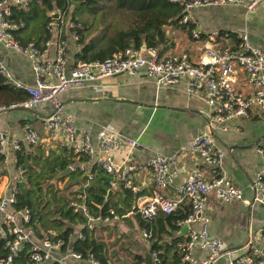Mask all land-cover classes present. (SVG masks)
<instances>
[{
    "label": "built area",
    "instance_id": "2783aa9c",
    "mask_svg": "<svg viewBox=\"0 0 264 264\" xmlns=\"http://www.w3.org/2000/svg\"><path fill=\"white\" fill-rule=\"evenodd\" d=\"M166 1L182 5L179 25L188 23L192 26L189 35L197 54L195 59L185 52H171V43L167 42L161 48H126L99 62L71 64L66 57L68 44L63 31L68 30L73 42L77 37L71 31L73 24L66 19L65 12L54 10L50 13V16L56 13L57 19H51L46 25L47 40L38 45L30 42L21 46L12 32L22 26L8 19L12 8H23L28 0H0V47L24 58L32 75V83L22 85L13 79L7 66L0 60V76L27 95L25 101L0 106V113L16 109L34 110L47 105L49 112L39 121L49 140L70 151L76 161L84 158L87 163H93L111 178L108 186L114 185L113 177H116L126 189L132 190L126 176L117 174L112 153L123 148L135 149L137 140L109 132L93 143L88 131L76 129L73 116L63 110L59 98L69 89L88 85L94 84L104 89V80L122 75H144L157 88L184 82L186 95H202L207 110L204 128L192 139L187 150L198 156L213 174L209 179H204L201 170L193 168L170 196L166 193L167 188L172 186L179 172L177 155L155 154L146 162L153 184L151 196L131 211L134 210L142 221L151 222L159 213L167 216L184 206L188 207V214L175 222L176 227L187 228L185 240L175 246L182 264H218L219 261L225 264H264L263 233L256 236L249 234L242 246L227 250L218 239L209 235L207 215V202L211 196L225 205L241 199V191L222 172L224 153L215 146L214 140L217 133L238 131L240 121L254 114L264 122V50L249 44L246 32L238 33L236 40L231 42L230 32L214 30L204 33L191 18V14L197 10L228 6L250 13L263 0ZM237 73L243 75L247 91L236 86ZM39 143L37 130L26 123L21 126L18 139H9L0 131V182L9 158L15 157L23 149L35 148ZM254 151L261 159L262 166L249 185L250 206L264 208V145L256 146ZM68 168L73 170L71 166ZM78 168L83 170V165ZM21 171L17 168L18 178L11 177L0 189V246L4 251L0 264H99L90 254L83 257L73 252V243L84 239L80 231L75 233L74 239L70 234L66 243L49 231L40 230L37 236V223L29 208L16 209ZM67 200L71 213L84 218L83 228L88 234L94 232L97 226L117 219L112 211H108L106 217L90 216L83 194L72 195ZM141 237L148 241L150 233L142 229ZM195 252L205 253L204 258L197 260ZM20 254L22 259L25 258L24 263L19 259ZM158 255L159 251L150 252L152 264H159Z\"/></svg>",
    "mask_w": 264,
    "mask_h": 264
},
{
    "label": "crops",
    "instance_id": "0c3cea01",
    "mask_svg": "<svg viewBox=\"0 0 264 264\" xmlns=\"http://www.w3.org/2000/svg\"><path fill=\"white\" fill-rule=\"evenodd\" d=\"M191 18L204 33L214 30L230 32L231 42L238 33L246 32L249 44L264 50V0L250 13L238 7L228 6L197 10L191 14ZM99 30L100 28L97 30L94 28L95 33ZM63 35L68 44L66 49L68 62L75 64L73 58L79 47L75 44L76 41L71 40L68 30H64ZM169 38L171 52H185L191 59L196 58L194 45L183 32L170 31ZM0 60L7 66L15 81L26 86L32 83V75L24 58L0 47ZM103 83L106 86L104 89H99L93 84L85 88L69 89L59 98L63 110L73 116L76 129L88 131L93 143L109 132H117L125 138L135 139L138 142V146L133 150L123 148L112 153L118 170L117 174H124L132 186V190L126 189L116 177H113V186L107 184L105 195L107 198L106 200L104 198V201L109 202L111 207L109 211L112 212L115 205L121 209V206L125 204L121 215L114 213L117 216L116 220L97 226L89 235L103 244V255L107 258L108 264H134L138 261L137 257L143 263L142 254L146 252L150 254L151 244L155 240L146 241L141 237L143 228L139 227L140 218L131 209L146 202L153 190L150 170L146 162L155 154L177 155L179 172L172 186L169 187L170 190L166 191L170 196L193 168H199L204 179H209L213 174L212 171L201 163L198 156L187 150L192 139L203 130L207 110L202 95L197 97L186 95L184 82L172 87L157 88L155 83L144 75L137 77L122 75L108 78ZM236 86L243 91L248 90L240 73L236 74ZM48 112L49 107L43 105L34 110L16 109L0 113V131L4 132L9 139L20 138L21 126L25 123L37 130L40 137L39 145L29 150H22L26 153L28 162L31 155L34 157L43 151L50 153L53 149L60 147L49 140L39 121ZM214 142L215 146L222 149L224 153L222 172L241 191V199L225 205L212 196L208 198V233L211 237L218 239L223 248L235 249L244 244L247 235L256 236L264 231V208L250 206L251 192L249 190L250 182L261 171L262 161L255 154L254 148L264 145V122L259 121L254 114L240 121L238 131L217 133ZM67 152L64 159L68 161L71 153L68 150ZM81 159L76 161L73 156V162L69 165L73 167L72 172L75 169L79 170L78 167L83 165V170H79L81 171L79 183L71 180L62 184L66 186L63 193L67 198L78 194L74 192L79 194L83 192L92 177L93 167L96 168L93 163H87L85 159L80 161ZM17 168L21 169L16 166L15 157H10L5 166L0 189L15 175ZM83 176H86L85 184L81 183ZM20 177L22 180V174ZM125 191L130 195V200L126 202ZM163 219L164 215L159 213L150 223V231L157 233L162 227ZM64 223L67 226L70 225L65 221ZM118 223L125 224V234L118 230L119 226L116 225ZM112 224L115 225L108 232ZM163 226L165 232L160 235L158 245L163 246V243L171 242L176 245L185 240L187 234L185 226L174 227L173 232L165 224ZM72 228L74 239L80 226L76 224L72 225ZM105 232H108V235ZM123 239L130 240V245L134 247L133 251L126 252L121 249L120 244ZM172 250L166 254L167 261H171L174 249ZM194 256L197 260H201L205 253L195 252ZM218 264H225V262L219 261Z\"/></svg>",
    "mask_w": 264,
    "mask_h": 264
},
{
    "label": "trees",
    "instance_id": "16d2710c",
    "mask_svg": "<svg viewBox=\"0 0 264 264\" xmlns=\"http://www.w3.org/2000/svg\"><path fill=\"white\" fill-rule=\"evenodd\" d=\"M185 1L190 2L192 0ZM73 5H76V11L84 7L86 10L85 15H79L77 17L74 14L69 15L68 8ZM54 10L65 12L66 19H69L73 24L71 31L77 37L75 44L79 47L73 58L74 63L99 62L126 48H161L167 42H170V31H181L190 39L189 34L192 29V26L188 23L179 25V21L182 18V5L169 3L166 0H28L25 7L11 9V15L8 20H11L14 24H21L22 26L19 30L12 32L15 41L19 45L24 46L30 42L38 45L47 40L48 33L46 31V25L51 22L49 16ZM87 17L91 18L95 28H100L98 33H95L94 29L87 31L89 29L86 22ZM233 40L235 41L236 39L233 38ZM26 99L27 95L23 90L14 88L12 84L0 76V106H8L25 101ZM69 157L68 161L58 158H44L42 160V165H45L49 174L47 180L65 170L73 162L72 153ZM15 159L16 166L21 168V174L23 175L22 180L17 186L16 209L24 206L29 208L33 219L37 223L35 232L39 236V231H45L46 229L41 223L43 210L39 207V204H36L39 200L30 196V192H21V186L26 183H32L33 181L37 182L38 176L35 174L37 171L35 167L40 162L41 157L40 155L34 157L31 155L28 162L26 153L21 151L15 155ZM82 160L84 161V158L80 161ZM91 174L90 181L81 193L84 195V204L90 216L94 218L97 216L106 217L108 216L109 209H111L109 202L104 201L110 177L94 167ZM68 177L78 184L81 171L75 169ZM125 192L126 202L130 200V195H128L129 192ZM74 193L79 194V192ZM51 200L57 203L54 199ZM64 200L66 206H54L53 211L47 214L54 216V223L57 227L64 225L63 230L56 233L57 237L66 243L68 236L73 233L72 225L78 224L80 226L79 231L83 234L84 239L73 243V252L79 253L83 257L90 254L99 261V264H108L107 258L103 255V244L93 239L85 231L83 228L85 223L84 218L71 213L67 206L68 200L66 198ZM117 206H114V213L121 215L125 204L121 206V209ZM188 212V207L184 206L173 214L164 215L162 227L157 233L149 229V225L153 220L151 222L139 220V227L150 233L149 241H152V239L155 240L151 244V252L159 251V264H182L175 247L176 245L173 242L170 244L163 243V246L157 243L160 240V235L165 232L163 224L173 232L177 228L175 222L182 220ZM59 221L62 223H59ZM64 221H68L70 225H65ZM262 233L264 234V231ZM172 249H174V252H172L171 261H167L166 254ZM2 255H4V251L0 246V257ZM19 259H21V263H24L25 258L22 259V254H20ZM137 259L138 261H135L134 264H141V259L139 257Z\"/></svg>",
    "mask_w": 264,
    "mask_h": 264
},
{
    "label": "rangeland",
    "instance_id": "374dc122",
    "mask_svg": "<svg viewBox=\"0 0 264 264\" xmlns=\"http://www.w3.org/2000/svg\"><path fill=\"white\" fill-rule=\"evenodd\" d=\"M76 5H73L69 8V14H74L76 17L79 15H85V8L82 7L80 10H75ZM87 27L89 28L87 31H91L95 28L93 21L91 20L90 17H87ZM98 29V28H97ZM95 28V30H97ZM56 147V146H55ZM68 152L65 151L63 148L57 147L56 149H53L50 153H45L44 151L40 154V162L36 165L35 169L37 171L35 174L38 176L37 182L33 181L32 183H26L21 186V192L22 193H29L30 196L33 198L38 199L39 201L36 204H39V207L42 208L43 212L38 209L40 212L43 213L41 215V223L44 226L45 231H49L50 233L56 234L57 232H60L63 230L64 225L62 227H57L54 223V216L47 215L49 212L51 213L53 211V207H60L62 205L66 206L65 198L68 199L67 197L64 196V187L62 184L64 182H71V179L67 176L66 178H61V179H56L57 174L51 179L47 180L49 174L48 171L46 170L45 165H42V160L44 158L48 159H53V158H58V159H64V156ZM15 178H18V175L15 173L13 175ZM23 177V175H22ZM54 195V196H53ZM51 199H54L57 203L52 202ZM64 200V202H63ZM62 221V220H60ZM59 223H62L60 222ZM112 224L110 225L109 229L107 230L108 232L111 231V228H113ZM118 225V230L121 233L125 234L126 231V226L125 224H116ZM137 225V224H136ZM108 232H105L106 235H108ZM121 249H124L126 252L127 251H133L134 247L130 245V240L128 239H123L121 244Z\"/></svg>",
    "mask_w": 264,
    "mask_h": 264
},
{
    "label": "water",
    "instance_id": "95a60500",
    "mask_svg": "<svg viewBox=\"0 0 264 264\" xmlns=\"http://www.w3.org/2000/svg\"><path fill=\"white\" fill-rule=\"evenodd\" d=\"M49 18L50 19H57V14L55 13V14H53V15H51V16H49ZM27 157H28V155H27ZM72 172V170L70 169V168H66L65 170H63L62 172H59L58 174H57V177H56V179H59V178H62V177H65V176H67L69 173H71ZM85 181H86V176H83L82 177V179H81V183L82 184H85ZM170 190V188H167V191H169ZM109 194V193H108ZM107 198V197H106ZM106 198H105V200H106ZM142 260H143V264H152V262H151V257H150V254H149V252H146V253H143L142 254Z\"/></svg>",
    "mask_w": 264,
    "mask_h": 264
}]
</instances>
